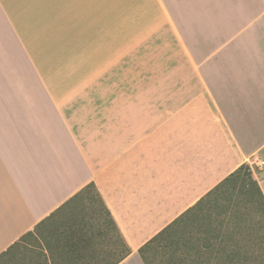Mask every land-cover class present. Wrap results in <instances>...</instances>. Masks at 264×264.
<instances>
[{
  "label": "crops",
  "instance_id": "1",
  "mask_svg": "<svg viewBox=\"0 0 264 264\" xmlns=\"http://www.w3.org/2000/svg\"><path fill=\"white\" fill-rule=\"evenodd\" d=\"M251 156L264 0H0V255L92 183L143 264Z\"/></svg>",
  "mask_w": 264,
  "mask_h": 264
},
{
  "label": "trees",
  "instance_id": "2",
  "mask_svg": "<svg viewBox=\"0 0 264 264\" xmlns=\"http://www.w3.org/2000/svg\"><path fill=\"white\" fill-rule=\"evenodd\" d=\"M249 184L256 192L255 203H259L264 212L262 191L250 167L242 164L138 249L143 264H256L250 256L252 251L233 240L236 233L231 225L234 222L233 194L240 190L245 195L243 203H252ZM73 204L79 209V217L68 224L65 241H60L57 236L56 243L48 246L52 257L67 255L71 264H118L128 256L130 249L92 183L37 224L34 231H40L49 222L55 224V216ZM31 233L27 232L19 240ZM105 239L109 243L102 247V251H96L95 242ZM103 251L115 258L95 262L89 256L91 259L85 260V256Z\"/></svg>",
  "mask_w": 264,
  "mask_h": 264
},
{
  "label": "rangeland",
  "instance_id": "3",
  "mask_svg": "<svg viewBox=\"0 0 264 264\" xmlns=\"http://www.w3.org/2000/svg\"><path fill=\"white\" fill-rule=\"evenodd\" d=\"M248 189L250 194L253 195L252 203H243L245 195L240 190H236L233 194L235 200L232 212L234 222L231 225L236 233V238L233 240L243 245L247 251H252L250 256L253 257L254 263L264 264V212L259 203L254 201L256 199L254 187L249 184ZM79 214V209L74 204L67 209H63L55 216V224L50 225L49 222L40 231H31V234L19 240L8 253L0 256V264H71L67 255L52 257L48 246H53L56 243L57 236L60 237L62 242L67 239L66 228L69 223L79 217ZM110 236H112V233L109 234L108 238ZM103 242L105 243L102 245ZM103 242L102 240L96 241L94 249L102 251V247L109 243L108 239L103 240ZM114 258L113 255L104 251L103 253L98 252L85 256V260L91 259L95 262L102 260L108 262Z\"/></svg>",
  "mask_w": 264,
  "mask_h": 264
},
{
  "label": "built area",
  "instance_id": "4",
  "mask_svg": "<svg viewBox=\"0 0 264 264\" xmlns=\"http://www.w3.org/2000/svg\"><path fill=\"white\" fill-rule=\"evenodd\" d=\"M247 165L250 167L251 171L253 168H261L264 166V161L258 156H251L247 159Z\"/></svg>",
  "mask_w": 264,
  "mask_h": 264
}]
</instances>
